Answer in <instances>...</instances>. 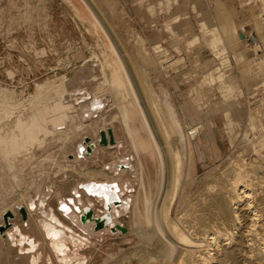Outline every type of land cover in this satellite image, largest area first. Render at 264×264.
Wrapping results in <instances>:
<instances>
[{"label":"rangeland","instance_id":"1","mask_svg":"<svg viewBox=\"0 0 264 264\" xmlns=\"http://www.w3.org/2000/svg\"><path fill=\"white\" fill-rule=\"evenodd\" d=\"M71 1L0 0V153L7 151L9 159L0 162V264H26L18 241L12 245L8 240L16 226L39 241L43 254L40 264H47V259L58 264L43 236L28 227L30 223L37 227L43 219L38 210L46 194L45 211H52L75 234L87 239L82 259L76 264H116L125 252L141 244L131 213L140 188V172L119 116L114 108L108 109L114 118L106 124L100 121L98 133L88 134L72 116V106L63 105L66 91L67 102L77 104L70 96L77 90L88 98L101 97L106 108L111 102L110 90L101 85L103 75L95 61L97 39L77 16L74 6L89 15L80 0ZM166 1L92 2L133 57L142 60L141 49L157 57L181 123L203 127L194 144L199 182L192 186L186 182L180 196L190 187L195 195L208 175L219 174L220 169L229 166V158L235 157L236 162L244 160L239 164L253 168L256 174L255 196L251 194L245 202L250 201L255 208L259 201L264 203V1L171 0L170 5ZM213 27L219 28L223 36L218 44L220 55H215L209 44ZM235 30L246 35L244 43L233 33ZM196 36L199 43L189 47ZM155 44L168 51V61ZM151 74L156 90L164 91V79L156 80L155 71ZM212 76L216 79L213 86L209 85ZM220 76L230 88L227 99L220 89ZM195 87L205 101L210 99L205 107L198 103L196 94H191ZM223 89L228 93V88ZM131 105L133 130L138 131L139 108L134 99ZM61 127L66 130L60 131ZM102 133L108 144L111 138L115 144H100ZM136 134L138 140L147 142L146 136ZM207 138L211 148L205 150ZM114 151L113 160L109 153ZM151 160L147 159L149 164ZM82 167L106 169L107 181L87 178L79 172ZM180 201L174 203L171 216L186 227V218H181L186 206ZM30 202L37 207L33 212L28 207ZM128 203V209L114 220V229L109 232L112 207ZM254 219L258 222L254 225L251 219H243L232 240L256 226L252 234L248 232L251 236H245L252 241L245 238L252 243L245 251L256 258L264 256V216ZM199 249L194 256L201 257L192 256L194 259L190 257L191 263L186 264L202 259L205 249ZM180 250L177 248L172 264H181ZM128 264L144 263L134 260ZM153 264L165 263L159 259Z\"/></svg>","mask_w":264,"mask_h":264},{"label":"bare ground","instance_id":"2","mask_svg":"<svg viewBox=\"0 0 264 264\" xmlns=\"http://www.w3.org/2000/svg\"><path fill=\"white\" fill-rule=\"evenodd\" d=\"M68 1L72 3L71 0ZM92 1H79L82 8L88 13V17L77 6H74V9L82 23L88 25V30H93L97 39L95 61L99 62L103 75L101 85L110 90L111 102L106 108V103L101 97L88 98L86 95L78 94L82 90H77L70 95L77 104L67 102L66 91L63 105L72 106V116L79 121L82 131L88 134L98 133L100 121H103L104 124L110 122L114 117L108 109L114 108L132 151L137 157L140 188L134 197L131 213L134 229L141 244L125 252L123 258L116 264H128L134 260L144 264H153L159 259H162L165 264H170L177 248L181 249V264L190 262L191 260L188 261L190 257L196 259L197 255L194 256V254L199 252L197 250L199 248L205 249L201 254L203 255L202 259L192 264H264V256L258 255L255 258L251 252L249 254L253 256V259L246 252L252 241L245 236H251L249 233L254 231L253 227L256 226H249L251 228L249 233L247 232L248 235H241L238 239L232 240L234 230H238L240 225H243V219L245 221L251 219L250 222L254 225V223H258L254 222V217L262 218L264 216L262 200L259 201L260 203L258 202V205L256 204L257 210L255 209L256 205L255 208L250 205V201H248L249 204H246L247 199L251 198L250 195L254 193L256 174L253 168L251 170L241 166L239 163L244 162L242 159L236 162L235 157L229 158L230 161L227 162L229 166L225 165L217 175H208L203 188L195 195L192 193L193 188L190 187V190L188 189L182 197L180 196L182 190L184 192L183 188L187 186L186 182L190 183V186L197 185L199 182V175L196 174L194 144L202 133L203 127L187 125L184 121L181 123L180 113L172 99V92L166 85L169 81L164 79L157 57L153 53V56L147 53L145 49H141L142 60L133 57L126 46L118 41L112 28L106 24L103 17L98 15ZM241 38L243 39L244 35H241ZM144 69L149 71L146 72ZM154 71L156 80L164 79L162 80L164 82V91L162 88V92L153 86L151 72ZM79 95L80 97H78ZM132 99L135 100L140 112L138 131L133 130ZM77 107L79 109L75 111ZM198 109L200 112L203 111ZM62 128L64 127L59 130H66ZM184 128L187 129V133ZM136 132L146 136L147 142L138 140ZM210 143L207 138L203 146L205 150L211 148ZM108 147L111 145L109 144ZM147 151L149 152L147 153ZM79 152L83 153L82 150ZM6 155H8L7 151L0 153V162L5 163V160H9ZM109 156L114 160L116 152H110ZM197 157L202 164L199 153ZM238 157L242 158L241 154ZM214 158L213 155L212 160ZM147 159H152L151 165ZM245 165L249 166L247 163ZM79 172L94 181H107L109 176L106 169L97 170L94 167H82ZM47 196L48 194L44 196L38 210L43 215V219L38 222L37 227L33 223H30L28 227L31 231L37 229V232L43 236L49 251L58 264H76L82 259L81 252L87 244V239L75 234L52 211H45L44 203ZM179 199L186 206L181 214V218H186V222L183 221L184 224H187L186 227L181 226L180 222L171 216L173 205ZM30 203L28 207L33 212L37 207L35 208L33 202ZM128 206L129 203L121 207H112L111 223L108 225L109 232L114 229V220L120 217L121 212H125ZM195 222H198L197 225L200 226L196 227ZM192 229L196 234H193ZM241 231L240 233L244 234L243 230ZM245 238L251 241L250 244ZM8 240L12 245L18 241L20 254L26 264L41 263L43 254L39 241L31 235L23 234L16 226L14 233L9 234ZM223 240H227L229 243L223 244ZM231 240L235 241L234 246H232ZM215 250L217 252L213 254L212 252ZM10 251L8 250L7 253L9 254ZM0 254H3L2 247H0ZM199 257H201L200 254L197 259ZM46 262L52 264L48 259Z\"/></svg>","mask_w":264,"mask_h":264},{"label":"crops","instance_id":"3","mask_svg":"<svg viewBox=\"0 0 264 264\" xmlns=\"http://www.w3.org/2000/svg\"><path fill=\"white\" fill-rule=\"evenodd\" d=\"M166 2H167V5L171 4V0H167ZM225 23H227V22L225 21ZM171 32L175 33L173 30ZM211 32H212V34H211V38H210V41H209L210 47L212 48V50L215 53V55H218V54L220 55V53H219L220 50L218 49V44L223 39V36L221 35L219 28H217V27H213V30ZM233 33H236L237 36H238V39L240 40V42L244 43V41L246 40V35L244 33H240V32H238L236 30L233 31ZM241 35H244L243 39L241 38ZM199 41H200V38L198 36H196L194 38V40L189 43V47H193L195 44L199 43ZM154 46H155L156 49H161V51L158 50L159 53H163V56L161 55V57L166 58L167 61L170 59L169 56H167L168 51L166 49H164L163 46H161L160 44H155ZM225 50L227 52L229 51L227 49H225ZM166 60H165V62H167ZM180 62L181 61H178L177 63H175V65L177 66V64H179ZM262 63H264V61H262ZM175 65H173V66H175ZM209 79L213 80L214 83L210 82V84H209V85L213 86L215 84L216 79L213 76L210 77ZM219 81H220V89H221V91L223 93V96H224L225 99H227L228 98V94L230 93L229 85L227 83H225L223 76L219 77ZM223 88H228V93ZM190 92H192L191 94H193V93L196 94L198 103L200 105L202 104L205 107L208 103H210V99L205 101V99L202 97L201 92H200V90L198 88H196L195 90L192 89ZM217 105H219V104L217 103ZM217 109H218V106H217Z\"/></svg>","mask_w":264,"mask_h":264},{"label":"water","instance_id":"4","mask_svg":"<svg viewBox=\"0 0 264 264\" xmlns=\"http://www.w3.org/2000/svg\"><path fill=\"white\" fill-rule=\"evenodd\" d=\"M87 140L88 139H86V142H87ZM100 144H102V145H105V146H107V145H114L115 143H114V141H112V138H111V140H110V142H109V144H108V142L106 141V139H105V136H104V134L102 133V139H101V141H100ZM94 147V146H93ZM89 155V154H88ZM97 223H98V225L99 226H102L103 224H102V222H100V221H97Z\"/></svg>","mask_w":264,"mask_h":264}]
</instances>
